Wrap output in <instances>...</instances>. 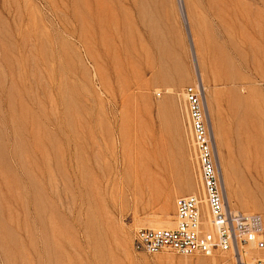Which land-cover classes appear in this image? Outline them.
<instances>
[{
	"label": "rangeland",
	"instance_id": "rangeland-1",
	"mask_svg": "<svg viewBox=\"0 0 264 264\" xmlns=\"http://www.w3.org/2000/svg\"><path fill=\"white\" fill-rule=\"evenodd\" d=\"M196 82L225 196L264 220V0H0V264H256L133 243L201 190Z\"/></svg>",
	"mask_w": 264,
	"mask_h": 264
},
{
	"label": "built area",
	"instance_id": "built-area-1",
	"mask_svg": "<svg viewBox=\"0 0 264 264\" xmlns=\"http://www.w3.org/2000/svg\"><path fill=\"white\" fill-rule=\"evenodd\" d=\"M184 94L201 190L176 199L172 227L135 230V247L147 254L169 251L204 257L231 252L240 258L246 251H264L263 217L231 207L223 191L201 90L192 84L184 89ZM254 261L264 264L261 257H255Z\"/></svg>",
	"mask_w": 264,
	"mask_h": 264
},
{
	"label": "bare ground",
	"instance_id": "bare-ground-1",
	"mask_svg": "<svg viewBox=\"0 0 264 264\" xmlns=\"http://www.w3.org/2000/svg\"><path fill=\"white\" fill-rule=\"evenodd\" d=\"M184 12V11H183ZM184 17H185V12H184V15H183ZM195 85L201 90V84H200V82H196L195 83ZM201 93H202V91H201ZM206 119H207V117H206ZM216 160H217V162H218V165H219V160L221 159H219V157L220 156H217V153H216ZM215 160V161H216ZM220 167V166H219ZM252 174V173H251ZM227 179L225 180V178H223V177H221V184H222V188H223V190H224V193H225V191L227 190V186H228V184H227ZM200 186H201V183H200ZM190 187L191 188H193L194 189V184L193 183H191L190 184ZM193 193V192H192ZM194 194H197V193H194ZM231 206V205H230ZM232 207V206H231ZM162 219L165 221V223L167 224L166 225V227H163L162 225H148V227L149 228H167L168 226L169 227H172L173 226V223H172V225L170 226V222H169V218H168V216L166 215V214H164L163 216H162ZM142 227H147V226H142ZM248 252H253L252 253V255L249 257V259L252 261L253 260V262H255L254 261V259H255V257H259V256H257V255H259L260 254V251H246V254L245 255H242L240 258L239 257H237L236 256V258L240 261V262H242L243 263V261L246 259V255H247V253ZM212 257V256H211ZM221 261V259L220 258H217L216 256H213L212 258H211V264H217V263H219ZM223 261V260H222Z\"/></svg>",
	"mask_w": 264,
	"mask_h": 264
}]
</instances>
